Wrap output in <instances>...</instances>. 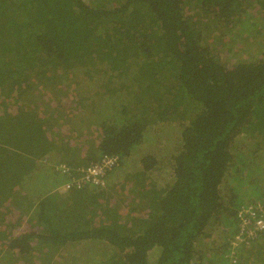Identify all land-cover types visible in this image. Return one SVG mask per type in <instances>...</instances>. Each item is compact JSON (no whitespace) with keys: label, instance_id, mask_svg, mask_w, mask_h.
Returning a JSON list of instances; mask_svg holds the SVG:
<instances>
[{"label":"trees","instance_id":"obj_1","mask_svg":"<svg viewBox=\"0 0 264 264\" xmlns=\"http://www.w3.org/2000/svg\"><path fill=\"white\" fill-rule=\"evenodd\" d=\"M253 40L264 0H0V264H264V232L233 245L264 202V52L221 58ZM159 125L174 146L135 160Z\"/></svg>","mask_w":264,"mask_h":264},{"label":"built area","instance_id":"obj_2","mask_svg":"<svg viewBox=\"0 0 264 264\" xmlns=\"http://www.w3.org/2000/svg\"><path fill=\"white\" fill-rule=\"evenodd\" d=\"M118 159L116 156H104L100 161L90 164L82 170V177L77 185L89 183L103 187L104 176L117 166ZM73 185L72 182L66 183V188H71ZM238 217L241 223L239 234L234 238L233 245L236 247L258 240L260 234L264 232V202L245 204L239 209Z\"/></svg>","mask_w":264,"mask_h":264},{"label":"rangeland","instance_id":"obj_3","mask_svg":"<svg viewBox=\"0 0 264 264\" xmlns=\"http://www.w3.org/2000/svg\"><path fill=\"white\" fill-rule=\"evenodd\" d=\"M240 34L242 35V34H244V32L241 31ZM260 37L261 36H258V39L261 40V42H262V39H260ZM230 40H232V39L228 37L227 42ZM262 48H264V45H262V43H259L258 41L255 42V40H253L250 45L243 47L242 50H240V48L239 49L235 48L236 50H234V48H233V51L229 52L230 54L227 53V55H226L227 57L221 56V58L226 63L228 62L229 65H232L235 60H242L246 54L253 55L254 53L257 54V52H259V53H261L262 51L264 52V50H262ZM224 49H223L224 52H226L228 50V49H225V50ZM86 85H89V86H86L84 88V92L94 93L95 90L97 89V86H91L90 81H87ZM158 130L164 131L163 134H161L162 136L159 137L157 140H156V138L153 137V140H151L152 143L148 146L149 148L148 149L145 148L144 150L137 152V154L134 158L135 160H140L139 155H141L140 153H142V152H150L153 154H159V158H160L161 155L166 154L168 152L169 148L174 146V143H175L174 142L175 141V126L159 125V126H156V128H154V131H158ZM168 156H170V154ZM64 187H66V184ZM69 253L70 252H67L66 254H69ZM85 254H86L85 251L82 250L78 255H79V257H81V259L85 260L84 259ZM31 259L33 260L34 258H30V260Z\"/></svg>","mask_w":264,"mask_h":264},{"label":"crops","instance_id":"obj_4","mask_svg":"<svg viewBox=\"0 0 264 264\" xmlns=\"http://www.w3.org/2000/svg\"><path fill=\"white\" fill-rule=\"evenodd\" d=\"M25 261H26V259H25ZM27 262V261H26ZM28 263H30V262H28Z\"/></svg>","mask_w":264,"mask_h":264}]
</instances>
